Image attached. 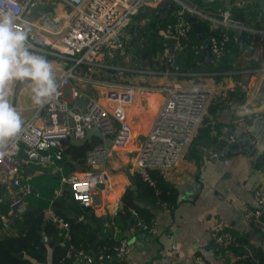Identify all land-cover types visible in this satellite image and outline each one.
I'll list each match as a JSON object with an SVG mask.
<instances>
[{"label":"built area","instance_id":"built-area-1","mask_svg":"<svg viewBox=\"0 0 264 264\" xmlns=\"http://www.w3.org/2000/svg\"><path fill=\"white\" fill-rule=\"evenodd\" d=\"M147 0H12V9L21 18L19 23L30 28V47L37 53L53 59L58 77V97L42 110L36 107L32 116H23L24 130L20 138L13 142L7 154L0 157V186L11 207L19 202H26L30 187L22 181V173L31 165L50 166L63 159L65 141L79 143L86 141L93 131H99L104 143L96 145L87 155V165L91 170L79 175L74 173L63 177L75 199L85 207L99 210L102 207L100 186L105 189L109 183L108 172L101 169L111 157L113 151H127L133 141V131L128 119V108L141 97L148 98L153 92L166 90V99L161 106L152 129L139 147L133 167L150 185L155 186L150 170L163 171L177 165L194 142L200 127L212 104L220 107L238 109V100L231 98L228 92L217 88L184 86L174 81L169 87H139L135 85L112 84L106 92L107 105L99 99L86 98L84 108L77 106L81 91L74 86L79 80L77 71L90 69L114 68L103 64V59L114 57L116 51L125 48L127 28L132 18L148 4ZM175 6L176 21L164 29L174 46L168 47L161 54L160 60L167 69L158 74L177 78L199 80L209 78L213 73L178 72L171 68L175 65L178 51H183L184 43H193L191 19H198L201 24L209 25L207 38L195 46L197 53L209 47L211 55L217 61L234 50L244 52L264 37L262 18L249 23L241 16H236L233 9L243 8L246 1H237L228 8L211 9L202 7L192 0H168ZM8 5L0 0V9ZM153 8V7H152ZM154 7V9H157ZM159 58V57H158ZM171 70V72H170ZM259 73L264 69L258 70ZM12 101V100H11ZM74 101V103L72 102ZM18 109V107H17ZM19 110V109H18ZM42 120L39 125L38 121ZM235 124L244 132H249V124L243 116ZM111 140V144H106ZM104 191V190H102ZM257 208L248 210L244 219L264 236V185L255 189ZM165 210L170 211L164 206ZM45 220L55 223L66 240L71 239L70 223L60 217L52 208L45 211ZM0 219L7 222L4 215ZM147 232L158 235L156 221L151 225L139 223L131 233ZM214 243L226 251L233 263L242 262L252 255H236L234 247L240 241L229 233L215 231ZM133 250L129 239L121 241L112 261L123 262ZM74 264H97L98 261L84 250L73 255ZM100 262L104 257L99 258ZM194 264H208L202 256L194 259Z\"/></svg>","mask_w":264,"mask_h":264},{"label":"crops","instance_id":"crops-1","mask_svg":"<svg viewBox=\"0 0 264 264\" xmlns=\"http://www.w3.org/2000/svg\"><path fill=\"white\" fill-rule=\"evenodd\" d=\"M237 1L247 2L243 8H236L240 15H245L246 10H251L255 20L261 17L258 13L257 0H222L218 6L213 8H228L234 6ZM240 54L234 71L224 75L211 72L213 75L209 78L187 79L186 82L180 81L178 78H168V76L161 77L162 79L149 76V83L153 82V85H159L161 88L171 86L176 80L188 87L217 88L220 91L236 92L239 95L246 93L247 97L244 102L237 101L238 109L210 107L200 129L204 127L208 133L211 132L213 143L207 145L206 148L205 140L201 136H196L195 143L187 150L180 163L161 171L164 177L178 190L179 195L174 210L167 211L164 208L155 211L158 235L153 236L147 232L131 233L130 242L133 245V250L126 260L105 264H194V259L197 256L204 257L208 264H232L233 261L227 257L226 251L218 247L212 240V234L215 231L229 233L240 241V246L233 248L236 255L247 254L249 249L252 251L250 245L258 247L263 244L264 236L258 231L261 238L255 240L252 238L256 230L246 223L244 215L248 210L257 208L255 189L264 185V139L260 140L258 144L261 155L257 156H250L247 153L231 156L228 154L227 151L230 150L227 148V151L213 150L219 137L227 130L239 127L235 124L238 117L243 116L247 119L250 115L256 116L263 110L262 108L258 111L245 113L239 111L246 108L247 105L255 106L252 101L257 98L260 86L264 83V72H258V70L264 69V37L255 41L253 45L247 46L245 51ZM102 62L109 64L107 58H104ZM109 69H90L88 67L79 69L77 73L80 81L74 80V86L81 91V97H93L107 105L105 95L112 84L150 87L147 79L125 82L108 80L107 77L111 73ZM56 79L58 80V77ZM30 93L29 85L23 86L20 104H17L19 111L26 117L32 116L37 107L27 103L26 99ZM165 99L166 90L163 89L153 92L146 99L140 97L136 104L128 108V119L133 131L131 147L127 151H113L109 158L110 163H105L101 167L107 169L110 183L105 189L99 191L102 207L99 210L91 208L84 210L82 208L85 213L93 211V214H89L87 218L76 217L78 221L98 228L99 236L108 237L111 235L113 238H117L120 235V232L116 230L112 231L113 233L110 232L105 223H109L108 219L114 217L121 208V200L126 190L129 187L133 190L136 189V186L132 185L133 178L138 173L133 167L136 153L152 129ZM72 102L74 103V101ZM41 123L42 120H39L38 124ZM93 137H96L95 139H98L100 144L104 143L102 137L96 135H91L87 141L93 140ZM106 144L109 146L111 140H107ZM87 166L85 171L79 169L66 176L74 173L83 175L92 169L91 166ZM43 167L46 171L57 170L64 173L60 162L50 166L29 165L22 174L24 184L32 187L30 193H36V186H33L31 182L37 178L38 168ZM61 190L56 193V196L61 195ZM53 193H50L46 197V202L42 203V205L49 206L47 209L52 208V199L55 197H53ZM36 202L40 201L36 200ZM25 203L28 204L27 201ZM6 218L7 222L0 219V224L5 226V230L0 226V236L10 228L11 222L16 220L12 217V211ZM9 234H15L14 230H11ZM238 250L243 252L238 253ZM51 254L52 249L49 251L48 261L42 264H53Z\"/></svg>","mask_w":264,"mask_h":264},{"label":"trees","instance_id":"trees-1","mask_svg":"<svg viewBox=\"0 0 264 264\" xmlns=\"http://www.w3.org/2000/svg\"><path fill=\"white\" fill-rule=\"evenodd\" d=\"M233 12L236 16L240 15L236 9H233ZM132 20L133 22L128 28L134 36L133 39L146 40L145 46L149 48V54L157 57L163 48L158 31L175 23L174 11L145 7ZM190 23L192 24L194 42L184 43V49L177 55L175 65L171 69L182 73L215 72L221 75L234 71L241 52L234 50L219 61L212 57L209 47H205L204 51L197 53L195 46L207 38L210 27L192 20ZM149 34L150 37H147ZM129 43L131 40L125 41V48ZM109 72L111 73L107 77L108 80H118L115 71L109 70ZM229 95L231 98L243 102L247 97L246 93L239 95L236 92H229ZM215 106L218 107L217 104H214L212 108ZM197 136H201L205 140L206 148L207 145L213 143L211 132L208 133L204 127L199 130ZM95 138L93 137L91 141L86 140L82 144L64 142L63 159L60 161V166L65 175L79 169L85 171L88 168V153L101 143ZM194 143L195 141L192 145ZM59 174L55 173L58 177ZM150 175L155 186L145 181L140 173L135 174L132 185H135L136 189L133 190L129 187L126 190L121 200V208L114 217L108 219L109 223H105L110 232L114 230L120 232L117 238H113L111 235L108 237L99 236L98 228L76 219L77 216L87 218L89 214H93V211L85 213L82 210V205L75 199L72 188L68 184H64L62 187L61 195H55L51 206L56 214L70 223V240L64 238L55 223L45 220V211L49 206L37 203L36 199L32 197L33 193H30L26 197L30 210L26 211L21 218L11 222L10 228L0 236V264L46 263L51 249L53 264H74L73 255L80 250H84L86 254L94 257L98 261L97 264L114 262L111 259L116 249L122 240H130L132 228L137 227L139 223L151 225L156 220L155 211L157 209L162 210L164 206L169 210L175 208L179 195L178 190L164 177L161 171L150 170ZM21 177L23 181V174ZM30 188L32 190L31 186ZM11 211V202L5 197L0 186V214L10 216ZM0 226L5 230L3 224ZM11 230H14L15 234H9ZM44 235L47 237V242H44ZM250 247L252 255L239 264H264V244L258 247L250 245ZM237 252L242 253L243 251L238 250ZM22 253L25 254L24 258H20ZM100 257H104L103 262L99 261Z\"/></svg>","mask_w":264,"mask_h":264},{"label":"clouds","instance_id":"clouds-1","mask_svg":"<svg viewBox=\"0 0 264 264\" xmlns=\"http://www.w3.org/2000/svg\"><path fill=\"white\" fill-rule=\"evenodd\" d=\"M5 3L0 9V157L24 130L22 113L10 100L13 86L29 85L31 102L41 110L59 95L53 62L30 47V28L19 23L12 0Z\"/></svg>","mask_w":264,"mask_h":264},{"label":"rangeland","instance_id":"rangeland-1","mask_svg":"<svg viewBox=\"0 0 264 264\" xmlns=\"http://www.w3.org/2000/svg\"><path fill=\"white\" fill-rule=\"evenodd\" d=\"M225 1H228V0H225ZM157 6L159 5L149 4L146 7H149L151 9L153 7L154 9V7H157ZM240 16L246 21L251 22V23L257 21L251 14V10H246L245 15L242 14ZM134 18L135 16L133 17V19ZM131 22H133V20ZM163 30L164 29L158 31L159 39L161 43L163 44V48L161 49V52H160L161 54L162 52H164V50L168 48V47H165V44L166 45L170 44L171 47L174 46L169 35ZM127 37L129 40H131V43L127 45V48H124L123 50H120V51L118 50L116 51V54L114 55V57L107 58L109 61V64L114 65L113 66L114 68L109 69V70L115 71L116 78L120 82L141 81V80L147 79L148 81L147 83H149L150 81L149 76L153 78L162 79L161 77H164V76L158 73L165 71L167 69V67H165L166 65H164V63L160 60V58H162V55L158 58V55L156 57L154 55L152 56V54H149V48L145 46L146 40L144 39L140 40L138 38L133 39L134 36H132V34L130 33V28L127 29L126 39ZM147 37H150V34ZM180 52L178 51V54H180ZM139 55H142V56H139ZM47 58L53 62V59H51L50 57H47ZM53 66L54 68L57 67L55 63H53ZM177 78L180 81H185V82L188 79V77H185V76L183 77L177 76ZM147 83L146 85H148ZM149 84H150V87H152L154 83L150 82ZM14 87L15 85L13 86V92H14ZM22 89L23 87H21L19 91L17 92L18 104H20V97H21ZM30 96H31V93L26 99L29 105L32 104ZM10 100H13V96L10 97ZM213 105L214 104H212L211 107ZM106 163L109 164L110 159H108ZM101 169H105V168L103 167ZM38 172L39 173H38L37 178H35L31 182L33 186H36V193H33L32 197L40 201V203H45L47 199L46 197L50 195V193L55 192L53 193L54 194L53 197H54L56 193L62 189V187L64 186L63 177H67V176L62 172H58L57 170L46 171L44 167L38 168ZM55 173L56 174L60 173L59 177L55 175ZM38 189L40 190L37 191Z\"/></svg>","mask_w":264,"mask_h":264},{"label":"water","instance_id":"water-1","mask_svg":"<svg viewBox=\"0 0 264 264\" xmlns=\"http://www.w3.org/2000/svg\"><path fill=\"white\" fill-rule=\"evenodd\" d=\"M194 3L208 8L216 7L220 4L222 0H192ZM258 2V13L261 15L262 20L264 22V0H257ZM146 3L149 5H159L158 8L164 11L173 10L175 6L171 4L168 0H147ZM192 21H195L196 19H191ZM161 54H158V57H160ZM27 84H21V85H15L14 87V94H13V100L15 106L17 107L18 100H17V92L19 89ZM86 101V97L82 96L77 105L80 108H84V104ZM252 102H254L255 106L251 107L250 105H247L246 108H242L239 111L241 113H245L247 111H258L263 108L262 111H260L256 116L250 115L247 118V123L249 124V132H244L241 127H233L229 130H227L215 143V147H213V150H225L229 149L230 151H227L229 155L231 156H237L244 153H247L250 156H257L260 154L258 144L260 140L264 139V83L260 86L259 94L257 95V98H255ZM93 135H96L98 137H101V133L99 131H93ZM227 148V149H226ZM101 189H103V186H100ZM135 188V187H133ZM84 210H89V207H82ZM12 210V217L13 219H17L22 217V214L26 211L30 210V206L26 203L19 202L11 207ZM263 215H264V208H263ZM252 238L258 239L261 238L260 234L255 231L252 235ZM47 237L44 235V242H47ZM263 244H264V240ZM25 254H20V258H24ZM237 264V263H232Z\"/></svg>","mask_w":264,"mask_h":264},{"label":"flooded vegetation","instance_id":"flooded-vegetation-1","mask_svg":"<svg viewBox=\"0 0 264 264\" xmlns=\"http://www.w3.org/2000/svg\"><path fill=\"white\" fill-rule=\"evenodd\" d=\"M202 7H203V6H202ZM205 8H208V7H205ZM158 9H159V8H158ZM211 9H214V8H211ZM173 11H174V9H173ZM195 21H196V22H199L198 19H196ZM199 23H200V22H199Z\"/></svg>","mask_w":264,"mask_h":264}]
</instances>
